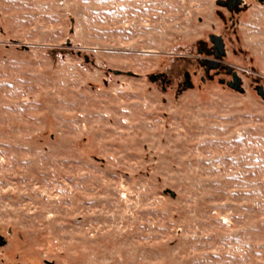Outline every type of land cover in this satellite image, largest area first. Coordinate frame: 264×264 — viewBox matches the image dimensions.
Wrapping results in <instances>:
<instances>
[{"label": "rangeland", "instance_id": "1", "mask_svg": "<svg viewBox=\"0 0 264 264\" xmlns=\"http://www.w3.org/2000/svg\"><path fill=\"white\" fill-rule=\"evenodd\" d=\"M257 85L264 0H0V264H264Z\"/></svg>", "mask_w": 264, "mask_h": 264}, {"label": "water", "instance_id": "2", "mask_svg": "<svg viewBox=\"0 0 264 264\" xmlns=\"http://www.w3.org/2000/svg\"><path fill=\"white\" fill-rule=\"evenodd\" d=\"M236 2L239 3L240 0H236ZM209 41L212 43L214 49L216 50V52L219 55H224V53H225L224 44H223V40H222L221 36H219L217 34H210L209 35ZM84 58L87 61V57L85 56ZM121 72L122 71L117 70V69L113 70V73H115V74H121ZM127 74H130V72H128ZM189 76H190V74L188 72H184V78H185L184 79V83L187 82ZM154 78H156L155 74H151L150 77H149L150 80H152ZM227 85L231 89L238 90L240 92L243 90L242 87H241L240 77L237 75V73L235 71H233L231 73V81H229L227 83ZM184 87H186V86H184ZM255 90H256L257 95L264 101V88L261 85H257L255 87ZM170 193H171V195H173V192H170Z\"/></svg>", "mask_w": 264, "mask_h": 264}, {"label": "flooded vegetation", "instance_id": "3", "mask_svg": "<svg viewBox=\"0 0 264 264\" xmlns=\"http://www.w3.org/2000/svg\"><path fill=\"white\" fill-rule=\"evenodd\" d=\"M186 72V71H185ZM233 72V71H232ZM231 72V73H232ZM151 74H154V73H151ZM150 74V75H151ZM150 75H149V77H150ZM155 75H156V78H154V79H152L151 81H153L154 83H159L160 84V86H161V89L162 90H164L165 89V85H168L170 82H171V80L167 77V75L166 74H164V73H155ZM184 73H183V81H182V83H179V85L182 87H184V86H188V85H191V82H190V76H189V78H188V80H187V82L186 83H184ZM150 80V79H149ZM231 81V80H230Z\"/></svg>", "mask_w": 264, "mask_h": 264}]
</instances>
